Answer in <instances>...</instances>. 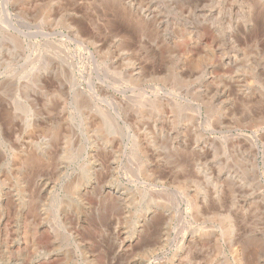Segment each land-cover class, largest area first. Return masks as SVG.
Wrapping results in <instances>:
<instances>
[{
	"label": "rangeland",
	"instance_id": "obj_1",
	"mask_svg": "<svg viewBox=\"0 0 264 264\" xmlns=\"http://www.w3.org/2000/svg\"><path fill=\"white\" fill-rule=\"evenodd\" d=\"M0 120V264H264V0H0Z\"/></svg>",
	"mask_w": 264,
	"mask_h": 264
},
{
	"label": "bare ground",
	"instance_id": "obj_2",
	"mask_svg": "<svg viewBox=\"0 0 264 264\" xmlns=\"http://www.w3.org/2000/svg\"><path fill=\"white\" fill-rule=\"evenodd\" d=\"M53 49V48H52ZM36 58H34V60H35ZM185 66V65H184ZM24 70V69H23ZM25 72V71H24ZM19 79V78H18ZM22 79V78H21ZM47 86V85H46ZM44 89V88H43ZM54 90V89H53ZM26 91V90H25ZM54 93V92H53ZM20 94V93H19ZM22 94V93H21ZM28 95V94H27ZM53 95V94H52ZM22 96V95H21ZM32 97V96H31ZM20 98V97H19ZM34 99V98H33ZM29 101V100H28ZM32 102V101H31ZM38 102V101H37ZM43 104V103H42ZM46 104V103H45ZM25 105H27V104H25ZM39 105H40V103H39ZM28 106V105H27ZM37 106V105H36ZM131 106V105H130ZM30 107V106H29ZM47 108V107H46ZM25 109H26V107H25ZM29 109V108H28ZM38 109V108H37ZM41 109V108H40ZM144 109V108H143ZM37 111V110H36ZM35 111V112H36ZM40 111V110H39ZM176 111V110H175ZM180 111V110H179ZM184 111V110H183ZM30 113H31V111H29ZM158 112V111H157ZM36 113H38V112H36ZM41 112H39V114H40ZM186 113V112H185ZM259 113V112H258ZM184 114V113H183ZM42 115V114H41ZM145 115V114H144ZM159 115V114H158ZM253 115V114H252ZM44 116V115H43ZM46 116V115H45ZM147 117V116H146ZM156 117V116H155ZM166 119V118H165ZM180 119V118H179ZM98 120V119H97ZM1 121V120H0ZM101 121V120H100ZM99 121V122H100ZM253 121H255V120H253ZM96 122V121H95ZM102 122V121H101ZM183 122V121H182ZM187 122V121H186ZM185 122V123H186ZM254 123V122H253ZM1 124V123H0ZM6 125V124H5ZM48 125V124H47ZM92 125V124H91ZM94 125V124H93ZM105 125H107V124H105ZM105 125L103 126V127H105ZM3 126V125H2ZM43 126V125H42ZM181 126V125H180ZM92 127H94V126H92ZM100 127H101V125H100ZM0 128H2V127H0ZM41 128V127H40ZM95 128H97V127H95ZM109 128H110V126H109ZM100 129V128H99ZM102 129V128H101ZM152 129V128H151ZM110 130V129H109ZM146 131H148V130H146ZM158 131V130H157ZM161 131V130H160ZM36 132V131H35ZM54 132V131H53ZM100 132V131H99ZM32 133H33V131H32ZM92 134V133H91ZM93 134L95 135V133L93 132ZM96 134H98V131H97V133ZM101 134V133H100ZM152 134H153V132H152ZM145 135V134H144ZM149 135V134H148ZM97 136V135H96ZM99 136V135H98ZM101 137V136H100ZM148 137V136H147ZM161 137V136H160ZM146 138V137H145ZM92 139V138H91ZM93 139H94V137H93ZM98 139V138H97ZM103 139V138H102ZM140 139V137L138 138V140ZM96 140V139H95ZM100 140V139H99ZM104 141H106V138L105 139H103ZM97 141V140H96ZM146 141V140H145ZM86 142V141H85ZM157 142V141H156ZM100 143H101V141H100ZM105 143V142H104ZM103 143V144H104ZM139 143H141V142H139ZM150 143V142H149ZM155 143V142H154ZM106 144V143H105ZM143 144H144V142H143ZM46 145V144H45ZM107 145V144H106ZM142 145V144H141ZM160 145V144H159ZM40 146V145H39ZM93 146V145H92ZM138 145H136V147H137ZM50 147V146H49ZM154 147V146H153ZM161 147V146H160ZM38 148V147H37ZM93 148H95V147H93ZM100 148V147H99ZM167 148V147H166ZM140 149V148H139ZM40 150V149H39ZM146 150V149H145ZM170 150V149H169ZM108 151V150H107ZM34 152V151H33ZM148 152V151H147ZM44 153V152H43ZM46 153V152H45ZM115 153V152H114ZM145 152H144V150H143V154H144ZM149 153V152H148ZM101 154V153H100ZM116 154H117V152L115 153V155H113V156H115L116 157ZM39 155V154H38ZM45 155V154H44ZM92 155V154H91ZM47 156V155H46ZM153 156V155H152ZM40 157V156H39ZM99 157V156H98ZM105 157V156H104ZM155 157V156H154ZM155 158H157V157H155ZM182 158V157H181ZM46 159V158H45ZM95 159V158H94ZM91 160V159H90ZM152 160H153V158H152ZM183 160V159H182ZM43 161V160H42ZM178 162H180L179 160H177ZM187 161V160H186ZM44 162V161H43ZM87 162H88V160H87ZM102 162V161H101ZM39 163V162H38ZM91 163L92 162H88V163H86L85 165H84V167H83V169H82V173L83 174H88L89 172H90V170L92 169V165H91ZM35 164V163H34ZM31 166V165H30ZM180 166H181V164H180ZM182 167V166H181ZM183 169V168H182ZM17 170H18V168H17ZM90 174V173H89ZM186 174V173H185ZM18 175V174H17ZM18 178V177H17ZM21 181V180H20ZM19 181V182H20ZM38 182V181H37ZM47 185V184H46ZM21 186V189H23V186L22 185H20ZM40 187V186H39ZM45 187V186H44ZM44 187H43V189H44ZM39 191V190H38ZM77 194V203L79 204V206H80V208H82V209H87V207H88V203L87 202H85L86 200V198L85 199H83V196H81L80 195V192L78 193H76ZM88 194V193H87ZM86 196V195H85ZM23 197V196H22ZM88 201V200H87ZM92 205V204H91ZM96 205V204H95ZM93 206V205H92ZM207 207V206H206ZM213 208V207H212ZM208 210V209H207ZM220 210H218V212H219ZM225 212L227 211V210H224ZM148 212V211H147ZM153 212V214H152V216H154L155 215V213H157L155 210L154 211H152ZM155 212V213H154ZM159 213V212H158ZM228 213V212H227ZM150 214V213H149ZM150 216H151V214H150ZM220 216H222V214L220 215ZM146 218V217H145ZM225 218H226V220L225 221H227V225L226 226H228V230L231 232V231H234L235 230V221H234V218L235 217H233V216H231L229 213L228 214H225ZM223 219V218H222ZM36 220V219H35ZM31 221H33L32 220V218H31ZM29 224H31V222L29 223ZM35 225V224H34ZM124 239V238H123ZM124 241V240H123ZM234 243V242H233ZM31 245V244H30ZM33 245V244H32ZM87 251V250H86ZM248 251V250H247ZM89 252V251H88ZM88 252H84V254H83V256H84V258H85V264H95V262H94V258L92 257L93 255H90V254H88L87 255V253ZM250 254V253H249ZM232 256H233V258H232V260H233V262H234V264H245V259H248L247 257H249V256H246V254H245V249H244V247L242 246V243L239 241L238 242V244L235 242L234 243V245H233V249H232ZM250 257H252V256H250ZM177 261H179V260H177ZM183 261V260H182ZM182 264V263H181Z\"/></svg>",
	"mask_w": 264,
	"mask_h": 264
}]
</instances>
